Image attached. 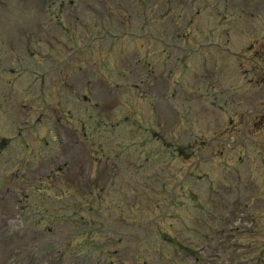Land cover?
I'll list each match as a JSON object with an SVG mask.
<instances>
[{
    "label": "rangeland",
    "instance_id": "374dc122",
    "mask_svg": "<svg viewBox=\"0 0 264 264\" xmlns=\"http://www.w3.org/2000/svg\"><path fill=\"white\" fill-rule=\"evenodd\" d=\"M5 1L3 10L0 5V23L10 28L17 23L11 7L19 0ZM154 1L158 0H125L121 8L103 6L93 14L95 19L99 16L101 24L109 11H124L133 25H144L145 21L151 31L162 30L158 36L163 39L166 33L175 31L174 49L161 47L173 53L177 60L183 53L191 56L188 66L176 62L177 68L169 75L168 85L173 91L170 102L150 103L136 97L128 101L120 76L109 74L114 84L108 85L100 80L107 73L98 71L96 75L89 70L94 76L89 79L98 87L93 93L86 91L94 102L99 100L97 109L91 110L93 103L83 104L89 111L80 109L73 104L75 99L67 95L57 101L68 111L66 116L51 106L46 113L51 114L47 121L35 115L37 127L47 124L48 128L66 134L67 142L51 136L48 150L41 142L33 145L29 140L33 138L31 124L22 126L24 130L18 134L14 130L16 120L10 114L0 120V139L13 140L14 144L3 151L0 148L4 181L10 180L9 186L16 188L21 198L9 210L11 196L0 202V264H27V260L29 264H46L41 261L38 250L59 242H62L59 248L65 247L67 251L55 253L59 260L68 263L71 258L83 255L81 244L85 240L88 245L93 241L99 246L102 256L96 260L101 264H132L131 245L133 248L139 241L146 244L136 247V253L142 257L143 252L152 254L146 256L147 264H194L188 255L183 256L167 243L179 240L189 245L194 242L198 244L197 249L203 247L202 241L221 244L225 240L222 231L226 225L220 226L221 232H216L208 224L200 223V218L230 215L239 218V210L254 212L258 234H264V201L253 200L258 193L254 184L264 186V127L258 131L253 121L249 124V120H245L243 113L256 100V88L247 73L250 64L245 65L244 59L264 60V33L261 34L264 2L255 8L248 4L238 8L229 4L230 0H226L225 5L215 0L217 5L207 7L204 0H183L181 5L180 0H161L160 11L166 13L163 17V13L150 6ZM199 3L204 9L201 17L189 22ZM94 6L97 7L95 3ZM38 8L43 7L38 5ZM187 22L192 25H186ZM194 27L204 29L206 36L205 39L200 37L197 29L189 33L191 49L180 43L179 36ZM209 29H212L211 36ZM140 30L145 32L141 28L134 32ZM0 34H4L1 28ZM2 38L5 43H0V54L7 50L9 41L7 36ZM195 42L199 46L194 48ZM105 43L103 39L100 50ZM142 52L136 49L132 57L137 58ZM163 66H167L166 61ZM260 67L263 86V62ZM75 73L78 75V71ZM163 73L165 77L168 75V72ZM1 76L9 77L6 73ZM3 85L4 82L0 87ZM52 88L53 85L45 83L43 90L48 93ZM74 95L77 97L76 93ZM39 111L45 109L42 107ZM98 114L102 120L98 119ZM125 115L144 117L146 120L139 121L146 126L139 124L140 130L134 131L131 123L119 120ZM115 122L120 125L111 129L110 124ZM95 125L97 131L93 133L91 129ZM83 128L88 136L80 143L77 135H81ZM44 133L46 129L35 132L39 137ZM25 140L29 141V148L19 146ZM181 145L187 152L185 156L171 150ZM236 186L245 192L244 196L239 192L227 195ZM24 205L27 210H23ZM146 222L150 223L146 225ZM34 223L41 226L37 228ZM237 239L250 240L244 235ZM159 240L164 247L162 259L156 252ZM15 243L18 245L14 246ZM94 257L92 252L86 262L92 264Z\"/></svg>",
    "mask_w": 264,
    "mask_h": 264
}]
</instances>
